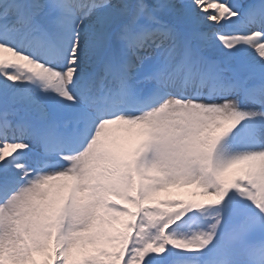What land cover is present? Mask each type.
<instances>
[{"label": "snow or ice", "instance_id": "obj_1", "mask_svg": "<svg viewBox=\"0 0 264 264\" xmlns=\"http://www.w3.org/2000/svg\"><path fill=\"white\" fill-rule=\"evenodd\" d=\"M0 264H264V0H0Z\"/></svg>", "mask_w": 264, "mask_h": 264}, {"label": "rangeland", "instance_id": "obj_2", "mask_svg": "<svg viewBox=\"0 0 264 264\" xmlns=\"http://www.w3.org/2000/svg\"><path fill=\"white\" fill-rule=\"evenodd\" d=\"M180 190H181L180 194H178L177 196L173 195V196H171V198H176V199H188V198H190V194L187 190H184V189H180Z\"/></svg>", "mask_w": 264, "mask_h": 264}, {"label": "bare ground", "instance_id": "obj_3", "mask_svg": "<svg viewBox=\"0 0 264 264\" xmlns=\"http://www.w3.org/2000/svg\"><path fill=\"white\" fill-rule=\"evenodd\" d=\"M180 192H181V190L180 189H174V190H172V192H171V196H173V195H178V194H180Z\"/></svg>", "mask_w": 264, "mask_h": 264}]
</instances>
